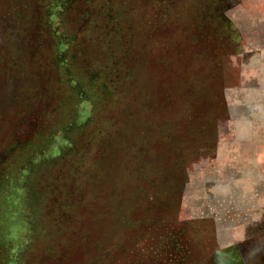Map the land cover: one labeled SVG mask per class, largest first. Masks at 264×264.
I'll use <instances>...</instances> for the list:
<instances>
[{"label":"rangeland","instance_id":"1","mask_svg":"<svg viewBox=\"0 0 264 264\" xmlns=\"http://www.w3.org/2000/svg\"><path fill=\"white\" fill-rule=\"evenodd\" d=\"M0 264H264V0H0Z\"/></svg>","mask_w":264,"mask_h":264}]
</instances>
